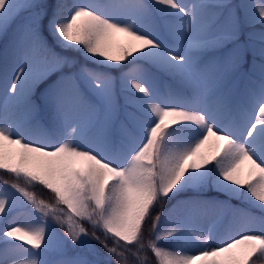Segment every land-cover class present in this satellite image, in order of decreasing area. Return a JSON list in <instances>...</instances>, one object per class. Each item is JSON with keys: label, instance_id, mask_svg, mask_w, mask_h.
<instances>
[{"label": "snow or ice", "instance_id": "snow-or-ice-1", "mask_svg": "<svg viewBox=\"0 0 264 264\" xmlns=\"http://www.w3.org/2000/svg\"><path fill=\"white\" fill-rule=\"evenodd\" d=\"M0 36V169L25 185L0 214L16 192L41 214L0 233L24 264H264V0H0ZM209 208L250 234L211 247Z\"/></svg>", "mask_w": 264, "mask_h": 264}, {"label": "trees", "instance_id": "trees-1", "mask_svg": "<svg viewBox=\"0 0 264 264\" xmlns=\"http://www.w3.org/2000/svg\"><path fill=\"white\" fill-rule=\"evenodd\" d=\"M65 4L68 5L69 8L76 3V0H64ZM187 2H191V0H187ZM123 38V37H121ZM21 63V61L17 58L16 55H14L13 49L11 47V42L9 39H6L3 36H0V102L3 100L4 96V85L7 83H11V78L14 76L15 72L14 70L17 68V65ZM127 71V69H125ZM114 75H117L118 73H113ZM21 109H18L17 112H21ZM38 135L37 131L33 132V138L35 139ZM4 181H8V185L4 184ZM13 183H19L21 187H24V182L22 180H17L16 177H14L12 174L5 172L4 170L0 169V191H11L15 192V189H12L10 186ZM27 190L29 192L35 193L37 199H43L46 202H53L54 201V195L47 189H45L41 185H28ZM18 197V201L16 206L7 214H0V233L3 232V230L11 223V221L14 220L16 217L17 219L22 217V219L25 220V223L35 220L36 218L40 217V213L35 210V208L18 192L15 193ZM186 195L181 194V196L178 198L179 200L186 199ZM220 199H225V197L221 196ZM175 202H168L165 200V202L162 205H159L155 208V214H160L161 212H167L171 210L174 207ZM233 205H236L237 207H245L244 204L237 200H232L230 202ZM61 208H63L65 211H67L66 206L60 205ZM59 214V213H58ZM176 217H183L184 212L183 210H176L175 212ZM211 221H214L213 223ZM49 222L51 219L49 218ZM164 219L162 217L161 224H164ZM209 222L212 224L209 225ZM54 223V222H53ZM242 221L239 219L233 220L225 214L221 209L216 208H209L206 211H202L198 214L196 224L201 229L204 230L206 233V230L211 229L212 230V238L209 241V245H212V241L214 238L219 234L220 231H223L224 229L227 230H239L241 226ZM88 227H91L90 225H86ZM147 226V225H146ZM57 231H62L59 228V225L56 226ZM100 234L99 232L97 233ZM147 236V233H146ZM111 242V241H109ZM14 244H22V242L14 241ZM123 243V242H121ZM160 244L165 247L166 249L170 250L171 246H178L181 245L190 246V252L196 251V249L193 248V246L186 242V241H179L176 239H167L160 241ZM24 248H29L28 245H22ZM4 247H10V249H13L11 244H5L2 241H0V251ZM129 247H133L132 245H129ZM217 247V246H214ZM31 251H35L34 249H30ZM149 256H152V253H148ZM13 258L18 260V264H24V260L29 259L30 257L27 256L26 253L20 252L17 249H13L10 252V255H8V264H12ZM34 258V257H32ZM50 258H53L50 256Z\"/></svg>", "mask_w": 264, "mask_h": 264}, {"label": "rangeland", "instance_id": "rangeland-1", "mask_svg": "<svg viewBox=\"0 0 264 264\" xmlns=\"http://www.w3.org/2000/svg\"><path fill=\"white\" fill-rule=\"evenodd\" d=\"M258 87V86H257ZM22 223H25L24 220H19L17 223H14L12 224V226H19L20 224ZM258 231V230H257ZM170 250H173V251H182V252H188L189 251V248L186 247V248H178V249H175L174 247H170Z\"/></svg>", "mask_w": 264, "mask_h": 264}]
</instances>
